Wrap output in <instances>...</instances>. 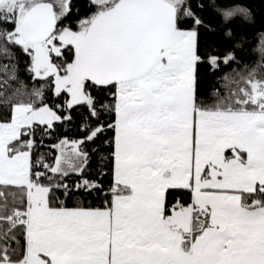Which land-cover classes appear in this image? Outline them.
Instances as JSON below:
<instances>
[{"label":"snow or ice","instance_id":"1","mask_svg":"<svg viewBox=\"0 0 264 264\" xmlns=\"http://www.w3.org/2000/svg\"><path fill=\"white\" fill-rule=\"evenodd\" d=\"M0 264H264V0H0Z\"/></svg>","mask_w":264,"mask_h":264},{"label":"trees","instance_id":"2","mask_svg":"<svg viewBox=\"0 0 264 264\" xmlns=\"http://www.w3.org/2000/svg\"><path fill=\"white\" fill-rule=\"evenodd\" d=\"M250 2L253 3V4H256V5H259V4H260V0H250ZM209 18H210V19H213V17L211 16V13H209ZM256 42H257V38H256V37H253V38H252V43L249 44V45H247L246 47H247L249 50H251V48L253 47L254 44H256ZM257 54H259V53H257ZM253 58H254V56H253ZM211 79H212V77H211V75H209V76L206 78V84H207L208 81H211ZM68 127H69V129H71V130L67 131L66 134L71 135V136L76 135V132H75L74 127H73V126H68Z\"/></svg>","mask_w":264,"mask_h":264}]
</instances>
